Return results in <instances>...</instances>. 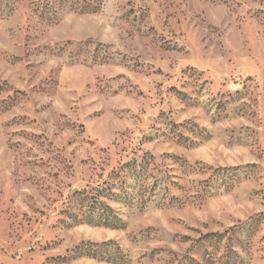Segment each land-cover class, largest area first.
Segmentation results:
<instances>
[{"label": "rangeland", "instance_id": "obj_1", "mask_svg": "<svg viewBox=\"0 0 264 264\" xmlns=\"http://www.w3.org/2000/svg\"><path fill=\"white\" fill-rule=\"evenodd\" d=\"M82 1L0 0V264H264V0Z\"/></svg>", "mask_w": 264, "mask_h": 264}, {"label": "trees", "instance_id": "obj_2", "mask_svg": "<svg viewBox=\"0 0 264 264\" xmlns=\"http://www.w3.org/2000/svg\"><path fill=\"white\" fill-rule=\"evenodd\" d=\"M56 1H61V0H47V2H49V4H50V7L54 4V2H56ZM82 2H84L85 3V6L84 7H86V6H90V5H92V4H95L96 2H98V0L97 1H95V2H93V0H83ZM46 3V2H45ZM127 170V171H126ZM130 170H131V176L132 175H134V176H132L135 180H137V181H140V179H141V174H143L144 173V166H143V164H139V165H137V164H133V166L131 167V164H126V165H124L122 168H121V171H119V172H116V173H114V175H115V177H119L117 180H118V182H120L121 181V183L119 184V186L117 187V188H119L118 190H120L119 192H115V191H113L112 189H111V186H103L102 188H101V190L104 192H106L104 195H107V196H111V197H114V198H116V199H118V200H121L122 198H125V197H127L126 195H129V191L127 190V187H125V185L123 184L124 182H125V175L126 174H128L129 172H130ZM143 178V177H142ZM101 192V191H100ZM131 194V193H130ZM93 195H91V197H92ZM93 203H95V202H93ZM101 206L102 207H100L99 208V214H100V216H101V218L104 220L103 222H104V224H106V223H108V220L110 219V218H115V217H113L112 215H110L107 211H106V209H108L107 208V206L105 205V204H101ZM109 210H111V209H109ZM117 218V217H116Z\"/></svg>", "mask_w": 264, "mask_h": 264}]
</instances>
